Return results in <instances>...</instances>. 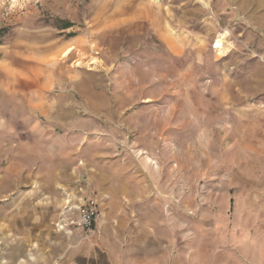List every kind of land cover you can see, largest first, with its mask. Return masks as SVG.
I'll return each mask as SVG.
<instances>
[{
    "label": "rangeland",
    "instance_id": "obj_1",
    "mask_svg": "<svg viewBox=\"0 0 264 264\" xmlns=\"http://www.w3.org/2000/svg\"><path fill=\"white\" fill-rule=\"evenodd\" d=\"M66 192L179 264H264V0H0V233Z\"/></svg>",
    "mask_w": 264,
    "mask_h": 264
},
{
    "label": "crops",
    "instance_id": "obj_2",
    "mask_svg": "<svg viewBox=\"0 0 264 264\" xmlns=\"http://www.w3.org/2000/svg\"><path fill=\"white\" fill-rule=\"evenodd\" d=\"M17 221L11 233H0V264H179V249L170 255L163 236L128 242L118 227L65 233L38 216Z\"/></svg>",
    "mask_w": 264,
    "mask_h": 264
},
{
    "label": "built area",
    "instance_id": "obj_3",
    "mask_svg": "<svg viewBox=\"0 0 264 264\" xmlns=\"http://www.w3.org/2000/svg\"><path fill=\"white\" fill-rule=\"evenodd\" d=\"M66 196L64 205L54 223L55 228L65 233H71L73 230L93 231L99 215L96 204L85 201L83 197L74 201L70 194Z\"/></svg>",
    "mask_w": 264,
    "mask_h": 264
},
{
    "label": "bare ground",
    "instance_id": "obj_4",
    "mask_svg": "<svg viewBox=\"0 0 264 264\" xmlns=\"http://www.w3.org/2000/svg\"><path fill=\"white\" fill-rule=\"evenodd\" d=\"M220 46V42L218 41L216 44H215V47L217 48V47H219ZM69 49H71V48H68L67 50H65L64 52H63V56H66V55H68L69 54ZM67 53V54H66ZM148 160H149V158H148Z\"/></svg>",
    "mask_w": 264,
    "mask_h": 264
},
{
    "label": "snow or ice",
    "instance_id": "obj_5",
    "mask_svg": "<svg viewBox=\"0 0 264 264\" xmlns=\"http://www.w3.org/2000/svg\"><path fill=\"white\" fill-rule=\"evenodd\" d=\"M69 51H71V49H69ZM67 54V53H66Z\"/></svg>",
    "mask_w": 264,
    "mask_h": 264
}]
</instances>
